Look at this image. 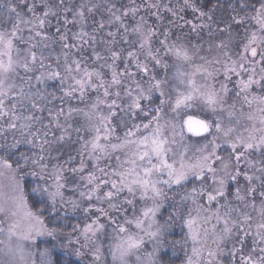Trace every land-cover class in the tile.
Here are the masks:
<instances>
[{
  "label": "snow or ice",
  "instance_id": "obj_1",
  "mask_svg": "<svg viewBox=\"0 0 264 264\" xmlns=\"http://www.w3.org/2000/svg\"><path fill=\"white\" fill-rule=\"evenodd\" d=\"M210 3H0V264H264V0Z\"/></svg>",
  "mask_w": 264,
  "mask_h": 264
},
{
  "label": "rangeland",
  "instance_id": "obj_2",
  "mask_svg": "<svg viewBox=\"0 0 264 264\" xmlns=\"http://www.w3.org/2000/svg\"><path fill=\"white\" fill-rule=\"evenodd\" d=\"M2 2H3V0H0V3H2ZM78 2H80V0H73V3H78ZM95 2H100V0H95ZM113 2L116 3L117 6H120V5H126V4H128V3L130 2V0H128L127 3H123V4H122L123 0H113ZM137 2H139V0H137ZM196 2H198V0H192V3L195 4ZM176 3H177V0H173V4H176ZM226 12H227V10H226L225 8H220L219 13L215 15L216 20H217L218 22H219V21H227V20H228V15H226ZM102 14H103V9H101V12L98 13V14L96 15L95 19L99 20V19L101 18V15H102ZM167 15H170V14H167ZM55 23H56V21L53 20V26L55 25ZM165 23H167V21H165ZM91 26H92V19H91V17H90V19H89V30H91ZM220 26L223 27V26H224L223 23H221ZM69 27H71V25H69ZM52 30L54 31V27H53ZM74 30H75V29H74ZM113 30H114V29H113ZM214 30H215V25H214ZM176 31L179 32L180 30H179V29H176ZM185 31H186V29H185ZM206 31H207V30H206ZM103 34H104V33H101V35H103ZM217 35H219V33H217ZM207 38H208V37H207V32H206V33H205V39H207ZM75 147H78V145L73 144V145H72V148H75ZM73 154H75V153L73 152ZM40 243H41V245H43V241H41ZM165 255L168 257V256L171 255V252H168V253H166ZM73 258H74V257H73ZM74 259H75V258H74ZM173 259H176V260H177V264H179V260L182 259V256H179V257H173Z\"/></svg>",
  "mask_w": 264,
  "mask_h": 264
},
{
  "label": "trees",
  "instance_id": "obj_3",
  "mask_svg": "<svg viewBox=\"0 0 264 264\" xmlns=\"http://www.w3.org/2000/svg\"><path fill=\"white\" fill-rule=\"evenodd\" d=\"M127 2H128V0H123L122 4L123 3H127ZM206 3H207V0H198V2H196L195 4L198 7H204V5ZM213 6H216V8H217V11H216L215 15L219 13L220 8H225L227 10L226 15H228V18H229V15L231 13V9L228 7V0H219V3H217V0H211V3L208 4V8H211ZM184 15H185V18L186 19H193V20H195V16L192 13L191 9H187L186 12L184 13ZM197 22H199V21H197ZM206 32L207 31L205 30V33ZM72 259H73L74 264H75V259L74 258H72ZM165 259H167V256L166 255H165Z\"/></svg>",
  "mask_w": 264,
  "mask_h": 264
}]
</instances>
